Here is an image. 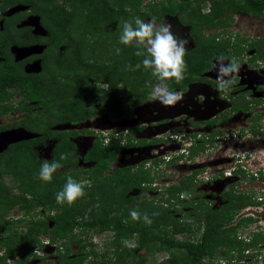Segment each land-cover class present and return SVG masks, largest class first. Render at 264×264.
I'll return each mask as SVG.
<instances>
[{
  "label": "flooded vegetation",
  "instance_id": "af4514ba",
  "mask_svg": "<svg viewBox=\"0 0 264 264\" xmlns=\"http://www.w3.org/2000/svg\"><path fill=\"white\" fill-rule=\"evenodd\" d=\"M106 1L115 5L117 0ZM160 1L166 0H141L140 14L145 9H151L153 3ZM18 5L24 8L7 14ZM124 6L126 12L120 15L118 21L103 22L99 30L88 31L86 27H90V21L86 16L89 10L86 8V14L82 15L85 25L83 23L84 27L79 29L74 17L76 10L71 11L70 5L66 4L71 14L65 19L68 24L64 28L63 39L56 41L53 34L61 25L56 16L49 18L48 14L35 12L29 3L22 0L7 3L0 0V43L7 41L5 46L0 44V68L7 69L9 65L13 66L18 71L21 81L29 77V80L37 82L38 86L34 94L28 92L29 90L24 91L18 85L7 86L6 90L10 94L5 100L0 99V133L20 128L34 132V137L30 139L32 141L36 139L33 148L44 159H47L44 149L50 148L48 160L53 158L56 147L64 138L72 142L75 144V149L71 151L72 161L58 169L62 171L73 166L80 167L83 171L93 168L95 162L88 158V152L95 143L99 141L108 144L112 138L119 140L126 146L120 149L116 159L111 163V168H119V165L128 160L147 157L142 163L130 166L150 168L155 176L152 182L148 183L151 186H145L143 183L140 190H135L140 195L138 197L140 200L147 192H157L159 195L163 191L167 194L165 198L168 197L166 188L176 182L167 183L162 190L155 179L162 173V166L158 163L164 161L165 157H161V154L173 151L174 154H169L171 158L166 162L168 164L177 162L180 167L193 164L205 167L201 169L202 171L194 170L196 173L201 172V177L198 180L195 178L196 190L203 196L205 192H207L205 196L211 194L214 202L212 199H206L210 204H226L224 193H239L236 189L240 185L233 180L231 173L217 171L223 169L224 165H221L222 167L217 165L231 162L228 164L230 167L225 170L228 171L233 167L235 158L234 161L242 165V160L248 159L247 154H250V150L248 153L247 150L253 148L259 149L255 160L257 170L264 172V161L261 158L264 155V31L254 22L264 20V12L258 16L249 12L235 13L233 19L225 17L226 23L222 19L221 22L215 20L216 24L210 26L204 24L201 28L177 14L180 24L175 22V14H165L161 20H156L157 25L171 24L177 39L188 41L184 59L187 66L185 76L189 75L190 78L183 84L184 86L175 88L167 81L169 89L179 92L182 98L175 104L163 105L150 96L151 88L158 81L154 82L148 93H144L143 89L136 91L133 88L132 81L139 78L136 71L139 65H130L128 68L125 61L117 60L119 54H111L114 50L112 48L103 61H99L95 55L94 50L102 37L106 36L109 45L113 46V41H117L120 36L118 30H122L121 21L134 20L138 17L133 14L134 7L132 8L131 4ZM203 10L207 13L210 11L209 2L207 10L204 8ZM245 13L252 20L249 26L246 23L244 26L243 23L240 25L238 16ZM143 20L147 22L152 18L146 15ZM75 26L77 31H73ZM57 47L61 51L56 50ZM49 52H52L57 60L51 63L52 65L49 63ZM70 56L71 59L66 60ZM195 56L201 57L202 61L197 63ZM128 58L135 60L134 57ZM105 64L112 68L110 69L112 72L117 69L110 77L101 74L102 69L94 70L96 66ZM221 64L229 68L234 64L236 67L234 71H227L219 76L218 68ZM64 65H68V68L64 69L62 67ZM85 71L88 72L86 78L83 75ZM81 80L89 84L84 86ZM222 81H227L223 87ZM71 86L74 91L70 89ZM90 87L94 88L89 90ZM54 88L66 90V96L58 99V103L51 100L53 96L50 91L53 92ZM83 93L85 97L88 96V100L87 102L83 100L84 109L80 110L78 118L75 119L74 110L69 106L65 108L64 104L75 101L79 96L82 97ZM115 94L125 98L129 96L133 101L128 114L113 116L110 96ZM58 104L59 111L56 113ZM39 113H43L42 119ZM40 119L41 123L37 122ZM122 119L129 121L128 126L124 125L123 129H121L123 125L119 123ZM174 147L180 148L178 153L180 159L175 156L177 149ZM211 165L216 172L209 176L206 174ZM187 177L191 175L183 178ZM252 177L258 178L255 173L250 175V178ZM180 180L183 179L180 177ZM180 195L183 199L186 194L183 192ZM190 195L192 194L188 196ZM167 201L166 199V204ZM178 209L176 205V208L171 210L175 213ZM49 225L53 227L54 222L50 220ZM204 230L205 227L203 232ZM89 231L91 230H85L82 226H76L74 229L72 235H75L76 241L73 244L78 245L76 252L72 249V243L70 250L66 249L63 242L67 239L53 242L50 237H42L40 245L35 249L34 257L40 261L39 264H54L56 258L61 264H83L88 256L84 250L92 245L95 247L99 245L97 236L103 238L102 244L105 246L111 244L115 238V231L108 229L92 232L91 235L94 237L90 241L82 239L77 242L80 233L88 234ZM86 242L91 244L82 249L80 245ZM81 256H84L82 261L79 259Z\"/></svg>",
  "mask_w": 264,
  "mask_h": 264
},
{
  "label": "trees",
  "instance_id": "16d2710c",
  "mask_svg": "<svg viewBox=\"0 0 264 264\" xmlns=\"http://www.w3.org/2000/svg\"><path fill=\"white\" fill-rule=\"evenodd\" d=\"M8 1L12 0H4L5 3ZM22 1L29 3L35 12L48 14L49 18L56 16L55 18L61 24L58 31L53 34L56 41L63 39L64 28L68 24L65 19L71 14L66 4L82 11L89 9L86 16L90 21V27H86L88 31L99 30L103 22L118 21L120 15L126 12L124 4L128 3L132 8L134 7L133 14L138 15L142 20L146 15L152 19L161 20L165 14H177L181 17H188L187 20L198 28L204 24L209 26L216 24L217 20L218 22L224 20L223 22L226 23L225 17L233 19L235 13L249 12L258 16L264 12V0H166L153 3L151 9H145L141 14V0H117L115 5L106 0ZM206 1L210 4L208 13L203 10L207 5ZM6 43L7 41H2L0 44L5 46ZM203 48H201L202 51ZM140 50L144 51L143 47ZM137 51L135 43L125 45L119 57L123 53L130 54L131 58L134 57L135 60L122 56L121 61H125L127 67L134 64L139 65L136 70L139 78L137 81L136 79L132 81L133 88L136 91L143 89L144 93H148L157 80L152 75L151 69L144 67L142 63L144 55L138 56ZM196 56L197 63H200L202 58ZM119 57L117 60L120 59ZM106 65L93 68L96 71L102 69L100 72L104 76L107 71L111 75L117 70L115 68L112 72L110 70L112 68ZM195 69L197 70L198 67ZM185 74L184 78L178 82L175 78L169 79V85L172 88L184 86L183 84H186L190 78ZM12 84L20 86L24 91L29 90L28 92L31 91L33 94L38 87L37 82H31L29 77L21 81L18 71L13 66L9 65L7 69L0 68V99L5 100L10 94L6 89ZM93 88L90 87L89 90ZM50 93L53 96L52 102H57L58 99L66 96V90L63 88L59 90L54 88ZM83 100L85 102L88 100V96L85 97L84 93L75 101L65 103L69 105L64 104L65 108L69 106L74 110L75 119L78 118L80 110L84 109ZM132 102L129 96L126 98L118 94L110 96L113 116L128 114ZM31 125L32 123L30 127ZM35 142L36 139L25 140L11 145L8 150L0 153V264H7L10 258L15 259L17 256L20 259L16 264L27 263L30 257L35 256V249L41 243V236L50 237L53 242L70 239V241L63 242L66 249L70 250L71 243L76 241L75 235H72L76 226H82L85 230L113 229L115 231V238L110 245L120 250V253L114 258L104 256L100 264H139L144 262L147 256L159 251L170 253L169 262L171 264H218L215 260L222 248L225 256L231 260L236 251H242L246 247L256 246L264 241V230L254 232L250 238L239 234V229L247 228L258 221L255 216L242 215L244 208L261 203L253 193H224L226 204L215 209L211 205H206L204 199L187 201L183 205L191 206L193 209L191 208L188 212H195L196 215L188 217V212L183 211L184 220H181L171 209L176 208L175 204L182 203L183 199L177 197L174 202L173 196L184 192L185 197L188 198L190 193H194L192 186L196 184L192 183L194 182L192 177L183 179L181 185L173 184L166 188L169 193L166 197L167 206L147 198L138 203L140 195L135 190H140L143 183L152 182L155 176L150 168L142 166L133 168L127 165L112 169V161L116 159L120 149L126 146L119 140L112 138L108 144H102L99 141L95 143L88 152V158L95 162L93 168L83 171L82 168L73 166L64 171L57 170L49 182L38 178L37 173L41 162L48 159L40 158L33 148ZM74 149L75 144L64 138L62 143L56 147L53 158L48 161L55 159L61 165L68 164L72 161L71 151ZM62 154L66 156V159H60ZM82 174L84 176H81ZM6 176L13 177L14 187L18 191L15 192L7 184ZM69 176L78 182H83L85 194L72 204L57 203L55 195L63 188ZM197 202L201 204L197 205ZM15 208L20 211L18 217L12 215ZM132 210L140 214L139 219L131 217ZM53 211H55L54 214ZM181 211L178 209L177 212ZM144 215L150 217L152 221L150 224L144 222ZM200 216L205 218V230L201 239L193 241L179 238L178 235L181 233L193 234L200 230L201 223L198 222ZM50 220L54 222L53 227L49 225ZM88 244L91 243L86 242L80 246L84 249ZM79 259L82 261L84 256ZM241 259L242 256H239L238 260ZM156 264H165V262L161 261Z\"/></svg>",
  "mask_w": 264,
  "mask_h": 264
},
{
  "label": "rangeland",
  "instance_id": "374dc122",
  "mask_svg": "<svg viewBox=\"0 0 264 264\" xmlns=\"http://www.w3.org/2000/svg\"><path fill=\"white\" fill-rule=\"evenodd\" d=\"M89 8V7H88ZM205 11L207 10V5H205L204 7ZM70 10L73 11V10H76V12H74V17H75V20L76 22L79 24V29H82L85 25V23L83 22V19H82V15L85 13V11H82L81 9H73L72 7H70ZM89 10V9H88ZM86 14V13H85ZM79 16V18L77 19L76 16ZM240 19V25L243 23L242 26H244V24L246 23L247 26H249L252 22V20L250 19V16H248L246 13L245 14H242V15H239L238 16ZM185 19H188V17H186ZM256 24L259 25V28L264 31V20L260 19V20H256L254 21ZM84 23V25H83ZM254 24V23H253ZM77 26V25H76ZM74 27L73 31H77L75 30L77 27ZM121 31L122 30H118L119 34H121ZM119 37L117 38V41H113V46H110L109 43H108V40H107V37L104 36L100 39L99 43L97 44V47L95 48L94 52H95V55L96 57L98 58L99 61H103L105 59V57L108 56V53L110 51V49H114L111 54H116V49L119 48L120 49V52L117 53L120 54L121 51H123V48L125 49V45L124 44H121L120 41H119ZM56 50H60L58 47ZM61 51V50H60ZM126 51V50H125ZM123 57H129L130 54L128 53H123L122 54ZM122 56L119 57L121 61L122 59ZM48 57H49V63L50 65H52L51 63H54L55 61V56L52 52H49L48 53ZM71 59V56L70 57H67L66 60H69ZM67 62H70V61H67ZM69 64V63H68ZM64 69L65 68H68V65H64L62 66ZM102 74V73H101ZM105 77L106 76H110V73L106 72L105 73ZM83 75L85 76V78L87 77L88 75V72H84ZM83 79V76L82 78ZM83 81V80H81ZM87 83L89 84V82H86L85 80L83 81V84L84 86L87 85ZM70 89L73 90V86L70 87ZM74 91V90H73ZM59 111V104L58 106L56 107L55 109V112L58 113ZM42 114L43 113H39L38 115L41 117L42 119ZM41 119L37 122L41 123ZM119 123L121 125L126 124L125 126H128L127 124H129V121L128 120H125L122 121L120 120ZM43 125V124H42ZM123 129L124 128V125L121 126ZM52 148V147H51ZM175 149H177L176 151V154L175 156L180 159L181 157H178L180 156L179 151H180V148L178 147H174ZM179 149V150H178ZM45 150V157L47 159H49V154L51 153L50 151V148L49 149H44ZM250 150V152H249ZM259 150V149H258ZM257 149H253V148H249L247 150V153L249 152L250 154H247V158L248 159H243L241 163L243 167H246L248 169H250L251 173H258V178L255 179V178H250V175L249 173L246 171H244L243 173V170L242 171V178H238V177H233L236 181L237 184H239L240 186L238 187V189H236L237 191L239 192H246V193H253L254 194V197L257 198V200H260L259 198L260 197H263L264 198V172H258L257 170V167H256V162L255 160L257 159L256 158V153L258 152ZM37 151V150H36ZM5 152V151H4ZM38 153V152H37ZM171 153L174 154V152L172 151H165L161 154V157H165V160L164 161H160L158 163V165L162 166V173L159 177H157L155 180L156 182H158V186H159V189H162V188H165L167 183H170V182H176V185L180 184L181 185V181L180 180V177L182 179H184L183 177L187 176V175H191V179H194V182L192 183H195V178L196 180H198L201 176V172H198L196 173L194 170H201L205 167L201 166V165H198V164H193L192 166H179L177 162H174L173 164H168L166 161L169 160L171 158L170 155H172ZM243 153H244V150H243ZM170 154V155H169ZM241 154V152H240ZM163 157V158H164ZM40 158L44 159L43 157L40 156ZM264 161V155L261 157ZM127 159V157L125 158ZM129 159V158H128ZM141 160L139 162H137L135 165L139 164L140 162L142 163L143 162V158H140ZM236 161V158L234 159ZM233 160V166L234 165H237L238 166V163L235 162ZM129 161V160H128ZM176 161V160H175ZM231 163V162H230ZM230 163H220L219 165H217L218 167H220L221 165H224V168L223 169H219L217 171H221L224 173V171L226 169H228V167H230L228 164ZM264 163V162H263ZM133 165V164H132ZM249 165V167H248ZM232 166V165H231ZM120 167V166H118ZM222 167V166H221ZM214 169V166L211 165V168L208 170V173L206 175L209 174V176L211 175V173H214L216 172V170H213ZM264 169V168H263ZM194 171V173H193ZM202 171V170H201ZM90 172V171H89ZM193 173V174H192ZM262 173V174H261ZM245 175V176H244ZM81 176H84L83 174ZM188 178V177H187ZM7 184L13 188V190L16 192L18 191L16 189V187H14V179L13 177L10 178L8 176H6L5 178ZM249 181L248 183L245 181ZM83 183V182H82ZM227 187V186H226ZM197 188V185H193L192 186V190L194 189V193H192V195L188 196V198H183V201L182 203H177L175 204V206L177 205V208L181 209L182 211H184L185 213H187L188 211H190L191 208H187L183 205L184 202H187V201H191V200H198V199H214V197L211 195V194H208L207 196H205L207 194V192H205V198L203 196V194H200L198 193V191L196 190ZM164 190V189H162ZM211 193V191H209ZM181 192H179V194H176V196H173L174 199H176L177 197H181L180 195ZM156 194V195H155ZM236 194V193H235ZM167 195L165 192H161L159 195L157 192L155 193H149L147 192V194L144 195V197L140 200L138 199V203L141 202L144 198L146 199H149V200H152L154 199L155 201L157 202H160V203H164L165 206H167L166 204V198H162L163 196ZM208 202H204L206 205H211L212 208H217L219 204L217 203H213V204H210L209 203V200H206ZM214 202V201H213ZM224 202V201H222ZM201 203L200 202H197V205H200ZM251 208H244V210H242V215H252V216H255L256 219H258V221L250 224L249 227L247 228H244V229H239V234H241L243 237H248L250 238L251 235L256 232V231H259V230H264V204L262 205H254L252 204L250 206ZM13 216L14 217H18L17 215L20 214V211H18V209H14L13 211ZM174 213V212H173ZM176 213V216L179 217L181 220H184V214L183 213H178V212H175ZM10 215V214H9ZM195 212H188L187 213V216L188 217H195ZM198 222L201 223V226H200V230L197 231V232H194L193 234H190V233H181L178 235L179 238L181 239H190V240H193V241H198L201 239V236H202V233H203V228L205 227V218L204 216H200L199 219H198ZM203 223V224H202ZM79 231V230H78ZM95 230H91L88 232V234H84V232L80 233V239H77L78 240H82V239H87L88 241H90V239L92 240V238L94 237L93 235H91L92 232H94ZM91 235V236H90ZM42 237L44 236H41V239ZM96 240L98 241L97 243H99V245L97 247H95V245H92L88 248H86L84 250L85 253L88 254L86 260L83 262V264H99L102 262V259L106 257H111V258H114L117 254L120 253V250H116V248H113L111 247L112 245H110L108 243V246L102 244L103 243V238L102 237H96ZM101 245V246H100ZM72 249L74 252L77 251L78 249V245L76 244H73L72 242ZM143 253V252H142ZM141 253V254H142ZM219 256H217L215 262L218 263V264H264V241L258 243L256 246H252V247H246L244 248L242 251H236L235 252V255L233 256V258L231 260H228L229 258H225L224 256V250L221 249L219 250V253H218ZM74 256V255H73ZM239 256H242V259L241 260H238L236 259V257H239ZM169 257H170V253L168 251H159L153 255H149L147 256V258H145L144 262L142 263H139V264H156V263H159L161 261L165 262V264H171L169 262ZM20 259L19 256H17L15 259H11L7 262V264H15L17 263V261ZM40 261L36 260L35 257H30L27 264H39ZM6 264V263H5ZM45 264V263H43ZM54 264H61V262L59 261L58 258L55 259V262Z\"/></svg>",
  "mask_w": 264,
  "mask_h": 264
},
{
  "label": "clouds",
  "instance_id": "9594fccd",
  "mask_svg": "<svg viewBox=\"0 0 264 264\" xmlns=\"http://www.w3.org/2000/svg\"><path fill=\"white\" fill-rule=\"evenodd\" d=\"M121 44L130 45L135 43L138 48L137 55H144L142 61L146 69H151L152 75L156 78V83L150 91V96L157 99L163 105H172L179 101L182 97L177 91L170 90L167 81L171 78H175L178 82L184 78V74L187 70L185 62L186 45L188 41L186 39H177L172 31V26L169 23H161L157 25L155 18L149 21H144L140 17H135L133 20H124L122 22V31L119 37ZM143 47L144 51H141ZM116 52L119 53L120 49L117 48ZM235 65L231 68L221 64L218 68V75L222 76L227 71H234ZM227 81H222L221 87H223ZM27 130L26 128H23ZM34 134V132L27 130ZM26 139V140H30ZM25 141V140H22ZM18 141L13 144L22 142ZM11 144L9 145V147ZM8 147V148H9ZM8 148L6 150H8ZM4 150V151H6ZM3 151V152H4ZM0 152V153H3ZM246 156V155H245ZM242 157V156H240ZM243 158V157H242ZM245 158V157H244ZM61 160L66 159L65 155H61ZM147 158L143 159L146 160ZM61 163L55 159L48 161L43 160L38 169V178L42 181L49 182L53 179L54 173L61 167ZM249 167V165H248ZM252 174L250 169L243 167L242 165H234L225 174L241 175L242 171ZM263 172V171H258ZM254 173V172H253ZM245 176V175H244ZM145 186H151L145 183ZM85 194L84 187L81 182L76 181L73 177H67L66 183L63 188L55 195L57 203L72 204L77 199L83 197ZM260 204H264V198L258 200ZM247 208H251L250 206ZM130 215L133 219H139L140 214L136 210H132ZM145 223L150 224L152 221L148 215L143 216Z\"/></svg>",
  "mask_w": 264,
  "mask_h": 264
},
{
  "label": "water",
  "instance_id": "95a60500",
  "mask_svg": "<svg viewBox=\"0 0 264 264\" xmlns=\"http://www.w3.org/2000/svg\"><path fill=\"white\" fill-rule=\"evenodd\" d=\"M21 8H24V6L18 5L16 7L12 8L10 11H8L7 14H11L12 12L19 11ZM174 19H175V22H177L179 24L181 23L177 15H175ZM144 106H146V105H144ZM123 125H126V124L123 123ZM32 137H34V134L28 132L27 130H25L23 128L11 129V130H8L5 132H1L0 133V152H3L4 150H6L9 147V145L12 143L22 141V140H26V139H29ZM143 158H147V157H143ZM140 160L141 159L129 160V161H126L122 165H119V166L136 164Z\"/></svg>",
  "mask_w": 264,
  "mask_h": 264
},
{
  "label": "built area",
  "instance_id": "2783aa9c",
  "mask_svg": "<svg viewBox=\"0 0 264 264\" xmlns=\"http://www.w3.org/2000/svg\"><path fill=\"white\" fill-rule=\"evenodd\" d=\"M255 174H257V175H258V173H255ZM259 199L261 200V199H263V197H260Z\"/></svg>",
  "mask_w": 264,
  "mask_h": 264
}]
</instances>
